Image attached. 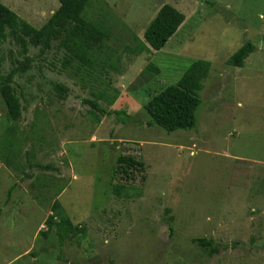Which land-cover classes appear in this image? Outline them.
Instances as JSON below:
<instances>
[{
    "label": "rangeland",
    "instance_id": "obj_1",
    "mask_svg": "<svg viewBox=\"0 0 264 264\" xmlns=\"http://www.w3.org/2000/svg\"><path fill=\"white\" fill-rule=\"evenodd\" d=\"M0 3L36 29L59 7ZM165 4L184 21L147 50ZM83 16L108 31L91 66L66 63L58 42L0 44V82L15 71L21 105L12 123L0 96V264H264V0H91ZM247 41L255 50L231 66ZM196 60L210 69L195 126H148L143 105ZM119 156L143 167L124 172ZM56 200L82 228L63 244L40 234Z\"/></svg>",
    "mask_w": 264,
    "mask_h": 264
},
{
    "label": "trees",
    "instance_id": "obj_2",
    "mask_svg": "<svg viewBox=\"0 0 264 264\" xmlns=\"http://www.w3.org/2000/svg\"><path fill=\"white\" fill-rule=\"evenodd\" d=\"M91 0H57L59 7L48 21L39 29L21 20L13 11L0 3V44L9 36L26 54L28 46L42 47L49 50L52 42H58L65 51V62L77 61L83 66H91L94 51L107 38L108 31L104 25L87 20L83 13ZM184 21V15L170 5H163L155 17L149 22L143 33L147 50L160 51L167 41L176 33ZM255 50L252 42H245L228 60L234 67H242L247 57ZM210 63L205 60L194 61L173 85L162 89L153 95L143 105L149 117L148 126H158L170 133L176 130H189L195 126V114L201 101L199 91L202 81L208 76ZM15 71H11L0 82V96L7 111V118L15 123L21 113L18 96L11 83ZM62 93L66 88L57 86ZM111 103V102H110ZM102 115L114 114L122 123H128L130 116L124 111L105 112L95 103H91ZM117 164L122 171L139 170L143 167L140 161L130 156H119ZM52 213L46 218V230L40 234L46 238L54 232L59 244L82 228L72 225L68 215L59 201H54ZM168 212V210H167ZM198 245L209 250L210 254L219 253L220 246L212 240H199ZM235 245V243L233 244ZM226 247V246H225Z\"/></svg>",
    "mask_w": 264,
    "mask_h": 264
},
{
    "label": "crops",
    "instance_id": "obj_3",
    "mask_svg": "<svg viewBox=\"0 0 264 264\" xmlns=\"http://www.w3.org/2000/svg\"><path fill=\"white\" fill-rule=\"evenodd\" d=\"M257 212V211H256Z\"/></svg>",
    "mask_w": 264,
    "mask_h": 264
}]
</instances>
